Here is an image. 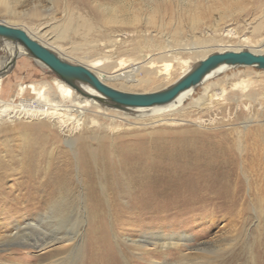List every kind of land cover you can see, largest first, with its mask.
<instances>
[{"label": "bare ground", "instance_id": "obj_1", "mask_svg": "<svg viewBox=\"0 0 264 264\" xmlns=\"http://www.w3.org/2000/svg\"><path fill=\"white\" fill-rule=\"evenodd\" d=\"M65 14L72 13L65 11ZM64 23L71 30L70 21L65 19ZM24 25L22 29L29 37L59 59L86 68L102 84L121 92L146 86L157 79L168 83L171 81L173 66L181 65V73L171 81L172 84L212 53L247 50L261 54L259 51L264 47V36L254 43L246 36H239L238 44L225 48L222 37L235 34L231 29H226L225 33H221V38L203 37L189 43L165 46L156 61L150 55L139 59L129 55L120 56L112 61L106 59L123 44L121 38H118L120 34L109 36L100 44L94 36L100 30L89 20H83L81 24L82 41L70 42L69 46H53L47 42L55 35L56 43H61L64 41L63 35H56L53 31H45L44 35L39 33L41 28L33 31ZM263 27L264 11H261V20L253 29ZM71 32L76 33V29L73 28ZM99 44L102 46V54L98 56ZM0 47L7 58L4 60L6 67L11 68L16 57L26 55L38 66V74L43 75L34 82L20 78L17 80L15 77L12 86L5 87L12 78L4 80L1 73L0 134L7 137L9 131L11 136L15 132L17 134L14 133V136L16 139L20 137V143L14 144L13 149L6 148L5 140L0 144L4 147L5 156L18 153L13 158L21 167L20 173L31 182L39 174H43L44 179L37 182L42 189L40 193H28L22 198L23 203L27 204L25 208L34 211L43 209V212L23 224L17 220L18 223L11 230L6 229L0 236V242L30 245L29 241H33L31 245L34 248L49 254L39 264H75L84 255L89 264H95L98 258L104 259L105 264H121L113 252H105L106 246L112 248L113 245L111 247L101 226H108L107 231L116 242H124L118 232H112L111 226L114 222H121L126 210L130 211L129 215L133 213L138 217L159 209H174L183 213L193 207L209 205L219 206L220 209L247 210V206L244 207L242 203L247 190L254 196L257 207L264 206V199H261L264 198V94H261L264 91V80L252 79L246 74L227 84L225 78H220L227 69L253 66L221 65L198 86L180 93L169 103L122 107L112 104L85 82L67 83L21 46L0 40ZM181 54H187V60H183ZM22 69L29 71L27 67ZM212 79L217 81L213 82ZM197 87L203 91L199 97H194ZM241 110L245 111V115L234 123ZM198 112H204L205 116L197 115ZM104 116L119 118L125 125L120 121L119 124L106 125L101 122ZM189 120L196 125L192 126ZM23 126H30L33 133L21 130ZM146 129L149 131L141 132ZM27 143L26 147L24 144ZM3 158L0 155V192L3 190L1 181L4 177V171L1 170L7 165ZM42 161H45V165H41ZM18 204L11 206L14 210H20ZM2 206L0 213L6 211ZM110 212L115 220L109 216ZM63 219L68 223L66 228L62 227V231L46 240L40 239L41 243L33 237L38 230L45 232L43 222L51 225ZM89 219L91 227L86 228L90 224ZM94 223L98 225L92 226ZM88 232L92 234L89 242L86 240ZM189 242L185 232H159L144 236L142 242L131 240L129 246L136 250V260L145 258L148 262L146 264L260 263L249 247H243L245 252L242 249L241 254L245 256L242 259L239 253L221 257L218 249H201ZM232 244L227 243L230 246ZM170 248L199 251L177 254L176 259H170L164 254L160 260L156 259L158 252ZM117 250L120 254V249ZM120 256L125 262L122 253ZM129 262L134 264L133 261Z\"/></svg>", "mask_w": 264, "mask_h": 264}, {"label": "rangeland", "instance_id": "obj_2", "mask_svg": "<svg viewBox=\"0 0 264 264\" xmlns=\"http://www.w3.org/2000/svg\"><path fill=\"white\" fill-rule=\"evenodd\" d=\"M65 11L72 14H65ZM261 11H264V0H4V2L0 1V22L19 27L21 29L25 24L24 26L31 28L33 31L36 30V28H41L39 33L44 35L45 33L43 32L45 31L47 33H51V31H53L56 35H63L64 41L56 43L54 35L52 39L47 40L49 44L53 46L55 44L69 46L70 42L78 43L82 41L81 36L83 33L81 27L83 26L81 24L83 23V20H85V22L86 20H89L100 30V33H96V35H94L95 38L99 39L100 44L109 36H116L119 34L120 36L118 38H121L123 41L120 49L116 51L114 50L106 60L114 61L120 56L127 55L138 59L143 58L146 55H150L152 59L155 60L158 58L161 49L165 46L169 47L182 43H189L196 38L211 36L221 38V33H225L226 29H231L235 34H228L230 37H222L224 42L223 47L231 48L238 44L237 37L239 36H246L252 43H254L255 40L264 36V27L261 29H253V26L261 20ZM65 19L70 21L71 30L73 28L76 29V33H73L70 29L66 28L67 26L64 23ZM77 32H79V34ZM100 44L97 48L99 51V54L97 53L98 56L100 53L102 54V46ZM124 53H126V55H122ZM259 53L264 54V47L259 51ZM181 57L184 58L183 60H187L188 55L181 54ZM6 59L7 58L0 47V75L3 73L1 76H4V80L12 78L8 81L5 87H11L15 82V77L17 80L20 78V80H26L27 82L38 81L41 77H43V75L38 74L37 71L39 68L34 63V60L29 56L20 55L16 57L11 68L4 65V60ZM21 62H24L23 65H20ZM22 67L29 68V71H27V69L23 70ZM180 67L182 66H173L171 71V81L180 75ZM49 74L47 75L51 76ZM241 75L249 76L252 79L264 80V70H258L254 67L248 66L227 69L226 73L220 78H225L226 83L228 84L235 81L236 78ZM217 79L212 80L215 82ZM212 80L209 82H212ZM171 81L166 83L167 81L163 79H157L150 82V84L146 86L135 87L125 92L155 91L164 88L167 85L170 86ZM202 91L203 89L201 87H197L193 96L199 97L202 94ZM261 94L263 95L264 91H261ZM197 115L205 116V113L203 112L200 114V112H198ZM244 115L245 111L243 112V110H241V114H238V120H235L234 123L242 119ZM119 121V118H106L105 116L101 119V122L106 125L119 124ZM189 122L192 126L196 125V123L192 120H189ZM122 124L125 125V123ZM20 128L25 132L32 131L30 126H26V128L23 126L24 129L22 127ZM149 129L141 132L145 133L149 131ZM9 132L6 133L8 135L7 137H5V134L3 133L0 134V143L2 144L5 140L7 143L6 148L8 149L9 147L13 149L14 144L20 143V137H17L16 139L14 135L17 133L14 132V134L12 132L13 135L11 136V132ZM1 144L0 155H3V162H7V165L5 164L6 166L1 170L4 171L5 175L3 174L4 177L1 181L3 192H0V207L2 206L1 204L5 202L2 207L6 210V213H0V236L6 229L11 230L15 223L19 222L20 224H23L24 222L32 221L37 217V214L43 212V209H40V211L29 209V211L28 208H25V205L27 204L26 202L23 203L22 198L23 196H27L28 193H40L42 189L37 182L44 180L42 176L43 174H39L35 176L34 183L31 182L30 179L23 173H20L22 171L21 167L14 159L18 153L13 152L10 156H5L4 147H2ZM24 145L27 147L28 143ZM47 146L48 143L46 144V147ZM40 159L42 160L41 157ZM44 163L45 161H42L41 165H45ZM49 172H51V170ZM249 192V190L245 191L244 198L246 200L244 199V202H242L244 207L247 206V210H243L241 208L220 209L219 206L216 207L214 205H209V207H193V210L189 209L186 212H180L181 214L179 211L174 209H170V211L159 209L150 213L147 212V214L139 215L140 217L133 213H131L132 215L130 214V216L128 214L130 211L126 210L127 214L123 213L121 222L118 224H115L114 222L112 224L113 227L111 226L112 232H118L121 241L124 242H116L112 238L111 234L108 233V226H101V229H104L103 232H105L106 237L109 238V243L111 242V247L113 245L112 248L106 246L107 248L105 247L104 250L108 253L110 251L113 252L117 259L121 260V264L132 263L129 261H133L134 264H146L148 262L145 258L143 260H136V250L129 246V242L131 240L142 242L144 236H148L150 233L162 232L164 234H177L185 232V234L189 236V243L193 244L194 247L207 250L218 249L220 254H222L221 257H227L226 255L232 253H239V255L242 256V259L243 256H245L243 253L241 254L242 249L245 252L243 247H249L252 251V255L255 253L256 257L259 259L257 262L260 263L258 264H263L264 206L258 205L257 207L254 196ZM261 199L264 198L262 197ZM14 203H19V208L22 210H14V207L12 208L11 206ZM12 210L15 213H13ZM109 216L111 219L115 220V218H112L111 212L109 213ZM135 217H137V219ZM90 220L91 219H89V222ZM7 222H9L11 227H9ZM67 223L68 222L64 219L62 222L59 221L56 224L51 225H49L50 223L43 222L42 227H44L43 231L45 232L38 230L35 235L32 236L37 238L39 243L40 239L46 240L48 237L53 236L56 232L58 233L59 231H62V227L66 228ZM87 225L86 228L91 227L89 226L91 225V222ZM95 225H98V223L92 224V226ZM242 226L243 231H241ZM87 236L88 238H86V240L89 242L92 234L88 232ZM115 242L119 245L116 246ZM29 243L30 245H21L10 241L0 242V264H19V262H23L22 264H39L45 261L49 254L41 253L39 249L34 248L31 245L33 244V241H29ZM227 243L233 244L230 246L227 245ZM117 249H120V254H123L125 262L122 261V258L120 259L121 256ZM121 249L123 251H121ZM187 251L195 253L199 250H190L189 248L185 250L184 248H170L168 250L158 252L159 254H156L155 256L157 260H160L163 254L170 259H176L179 254H183ZM17 253L20 255L18 256ZM23 258L27 260H23ZM84 263L89 264L85 255L83 259L75 262V264ZM213 263L215 264V262ZM95 264H105V260L98 258ZM236 264L240 263L236 262Z\"/></svg>", "mask_w": 264, "mask_h": 264}, {"label": "water", "instance_id": "obj_3", "mask_svg": "<svg viewBox=\"0 0 264 264\" xmlns=\"http://www.w3.org/2000/svg\"><path fill=\"white\" fill-rule=\"evenodd\" d=\"M0 40L15 46H21L32 57L40 60L56 76L69 84L81 81L89 84L116 106H149L166 104L174 100L180 93L198 86L204 78L219 66L250 65L256 69H264V54H255L247 50L224 51L209 54L198 61L187 73L178 78L170 86L149 93H130L115 90L102 84L89 70L59 59L53 52L33 40L19 28L0 23Z\"/></svg>", "mask_w": 264, "mask_h": 264}]
</instances>
